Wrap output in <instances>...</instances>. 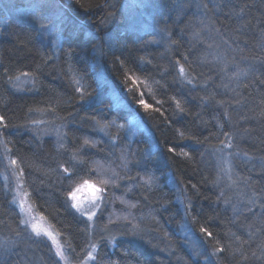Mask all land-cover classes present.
Masks as SVG:
<instances>
[{
    "label": "trees",
    "instance_id": "trees-1",
    "mask_svg": "<svg viewBox=\"0 0 264 264\" xmlns=\"http://www.w3.org/2000/svg\"><path fill=\"white\" fill-rule=\"evenodd\" d=\"M139 3L161 44L129 25L121 0H0V141L27 200L73 263L89 232L68 199L91 182L106 191L93 264H198L183 247L185 223L216 264H264L263 173L240 171L254 200L232 216L209 158L231 141L264 161V0ZM59 11L99 22L55 20L43 32L31 20ZM18 219L0 175V240Z\"/></svg>",
    "mask_w": 264,
    "mask_h": 264
},
{
    "label": "rangeland",
    "instance_id": "rangeland-1",
    "mask_svg": "<svg viewBox=\"0 0 264 264\" xmlns=\"http://www.w3.org/2000/svg\"><path fill=\"white\" fill-rule=\"evenodd\" d=\"M60 1L67 5L73 2V0ZM140 1L141 0H121V5L124 6L123 8L128 10L132 15L129 25L135 29H140V31H142L141 33L151 32L152 35L155 34L154 36L157 38L156 43L161 44L162 41L160 39L164 38L163 34L148 31V26L146 24L150 22L149 12L146 10H143V12L137 11V9L141 8ZM212 1L215 2V0ZM209 5V9L214 7V5ZM135 12L137 16L136 14L134 15ZM31 17V20L37 23L43 32L51 30L49 29L50 24H53L55 20L68 23L74 21L80 26L90 29L95 28L96 24L99 22L98 18L97 20L87 19L78 22L65 11H59L52 17H43L40 14H35ZM197 18L198 26L201 25L202 21L204 24L205 21L202 19L201 15ZM194 40L196 41L197 38H194ZM54 43H56V41ZM179 73L181 80L185 83H189V81H187L188 79L185 77V73L181 70ZM28 81L27 77H23L17 81L16 86L19 90H23L24 85L27 84ZM36 128H41V124H37ZM209 158L213 163L218 165L219 168L220 178L216 184L219 198L225 196L224 207L230 209L229 211L232 216H238L242 212V209L239 207L242 204L248 205L254 200L250 199V193L247 195L244 188H242L246 187V185L249 186L248 180H250V178L244 179L243 176L241 178L239 173L245 170L252 173L260 172L264 175V161L255 160L251 157L239 154L234 149L231 141L224 143L219 149L211 153ZM0 175L4 183V188L9 195L10 203L16 209L19 216V225L16 230L12 231V239L9 240L4 238L0 240V264H17L18 261H20L21 264H41V257L44 258V260L46 259L49 264H93L95 262L97 243L93 236L95 235L96 223L106 197V191L103 187L96 183L86 182L78 186L69 195L68 200L71 210L85 223L89 232V246L85 258L79 263H73L69 259L67 251L62 245L58 235L29 204L23 190L20 175L1 141ZM245 180H247V182H245ZM236 185H241L240 189H236ZM238 194L247 196L245 198L240 197L237 200ZM73 196H75V199H73ZM234 200L240 202H235ZM73 205H76V207H73ZM89 217H91V219H89ZM120 218L121 217L118 216V219ZM178 230L183 238V247L186 252L192 256L194 262L198 264H216L214 253L205 246L203 247L204 243L197 234H194L189 226H187V223L182 224ZM112 232L113 233L108 234L110 237L117 236V234H114L117 231L112 230ZM148 240L149 235L145 233L143 235V241L146 242Z\"/></svg>",
    "mask_w": 264,
    "mask_h": 264
},
{
    "label": "snow or ice",
    "instance_id": "snow-or-ice-1",
    "mask_svg": "<svg viewBox=\"0 0 264 264\" xmlns=\"http://www.w3.org/2000/svg\"><path fill=\"white\" fill-rule=\"evenodd\" d=\"M76 2L77 3H79V0H76ZM81 7H83V5H80ZM181 71H183V69H181ZM3 117H0V122H2L3 121ZM5 127H6V125H5ZM65 171H67L66 169H65ZM73 199H75V196H73ZM73 207H76V205H73ZM89 219H91V217H89ZM202 231H203V229H202ZM209 235H211V233H209Z\"/></svg>",
    "mask_w": 264,
    "mask_h": 264
}]
</instances>
